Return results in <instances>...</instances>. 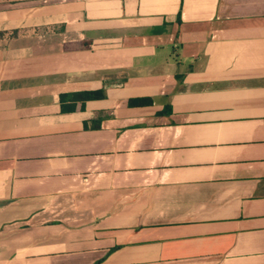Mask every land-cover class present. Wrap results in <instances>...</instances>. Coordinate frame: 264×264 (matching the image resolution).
I'll return each mask as SVG.
<instances>
[{
    "label": "crops",
    "instance_id": "0c3cea01",
    "mask_svg": "<svg viewBox=\"0 0 264 264\" xmlns=\"http://www.w3.org/2000/svg\"><path fill=\"white\" fill-rule=\"evenodd\" d=\"M0 264H264V0H0Z\"/></svg>",
    "mask_w": 264,
    "mask_h": 264
},
{
    "label": "trees",
    "instance_id": "16d2710c",
    "mask_svg": "<svg viewBox=\"0 0 264 264\" xmlns=\"http://www.w3.org/2000/svg\"><path fill=\"white\" fill-rule=\"evenodd\" d=\"M86 98L89 97L88 94L85 95ZM150 102H148V100L146 99H133V100H130L129 104L132 105V106H137V105H144V104H149Z\"/></svg>",
    "mask_w": 264,
    "mask_h": 264
}]
</instances>
